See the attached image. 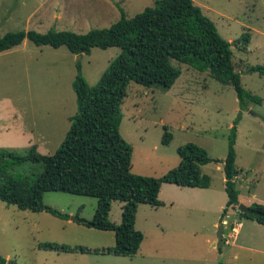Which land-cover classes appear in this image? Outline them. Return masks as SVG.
I'll return each instance as SVG.
<instances>
[{
  "label": "rangeland",
  "instance_id": "obj_1",
  "mask_svg": "<svg viewBox=\"0 0 264 264\" xmlns=\"http://www.w3.org/2000/svg\"><path fill=\"white\" fill-rule=\"evenodd\" d=\"M156 1L159 0H0V35L29 30L42 34L50 30L85 34L111 27L120 20V10L130 19L154 7ZM193 2L215 24L225 41L233 43L247 36V46L231 47L245 106L239 105L233 87L213 79L209 70L200 71L173 61L181 74L170 89L158 85L145 88L134 82L128 85L120 106V135L133 149L132 173L142 176L160 177L165 170L177 167L180 159L176 151L187 143L204 148L211 160L202 169L211 178L212 208L204 211L183 204L139 205L135 229L144 237L140 249L132 257H116L101 253L114 246L112 231L71 220H92L97 204L93 197L45 193L44 205L68 215L64 220L45 211H19L0 201V256L6 264H264L262 254L240 253V261L235 262L236 251L232 247L213 248L227 202L222 162L234 125L236 169L243 170L240 176L247 177L245 187L254 185L252 190L258 187L264 196V74L250 71L264 66V0ZM24 44L22 55L0 56V100H8L2 111L6 113L11 107V127L29 130L37 139L45 135L47 124L50 128L40 151L35 143L10 151L23 155L35 146L38 153L52 155L70 125V119L67 123L64 116L74 115L76 110L71 87L76 65L80 64L87 84L94 87L120 49L94 48L89 55H73L64 46L54 49L36 46L28 40ZM164 127L172 135L168 145L161 141ZM9 172L16 179L26 177L33 181L42 172V165L16 164ZM122 206L119 201L112 203L110 222L121 223ZM44 244L82 247L92 252L40 249Z\"/></svg>",
  "mask_w": 264,
  "mask_h": 264
},
{
  "label": "trees",
  "instance_id": "obj_2",
  "mask_svg": "<svg viewBox=\"0 0 264 264\" xmlns=\"http://www.w3.org/2000/svg\"><path fill=\"white\" fill-rule=\"evenodd\" d=\"M120 12V20L111 27L94 29L85 34L55 30L42 34L29 30L0 35V53L20 46L25 40L36 46L54 49L64 46L73 55H89L94 48L120 49L94 87L87 84L80 64L76 65L77 74L72 82L76 111L70 117L69 129L55 153L42 155L35 146L28 148L23 155L0 149V201L19 211H45L64 220L68 219V215L44 205L45 193L93 197L97 201L95 213L85 225L112 231L115 236L114 246L101 253L132 257L140 249L144 238L135 229L139 205L163 206L158 196L165 183L208 189L211 178L202 173L201 167L211 160L204 148L187 143L176 151L180 159L178 166L162 176L132 173L133 149L120 135V106L126 97L128 85L134 82L145 88L158 85L170 89L181 74L172 65L175 61L200 71L209 70L213 79L223 85H231L239 105L245 106L240 75L235 72L232 63L231 47L240 44L247 46L248 39L242 36L233 43L222 39L215 24L193 0H159L154 7H148L130 19L123 10ZM250 71L263 75L264 66L250 68ZM235 137L234 125L228 139L227 155L222 162L227 202L221 213V222L232 207L239 204ZM171 140V133L164 127L162 144L168 145ZM27 162L42 165V172L35 180L26 177L16 179L9 172L11 166ZM115 201L123 203L119 225L109 221ZM250 208L262 215L240 212L238 215L264 226V205L253 204ZM39 248L65 253L92 252L82 247L70 248L57 244H44ZM0 264H6L1 256Z\"/></svg>",
  "mask_w": 264,
  "mask_h": 264
},
{
  "label": "crops",
  "instance_id": "obj_3",
  "mask_svg": "<svg viewBox=\"0 0 264 264\" xmlns=\"http://www.w3.org/2000/svg\"><path fill=\"white\" fill-rule=\"evenodd\" d=\"M24 43L25 41H23V43L20 46L10 51L0 53V56L13 57V56L22 55L23 53L22 51H24L25 49ZM6 102L8 103L7 99L0 100V149L19 150L21 149L20 147L25 148L26 146L35 143V145L37 146V150L40 151L44 143H46L45 140L47 139L48 136L46 132L47 129L50 128V124L46 125L47 127L46 130L44 128L45 135L42 136L41 139H37L33 137L30 133H28L30 132L29 130L28 132H26L24 128L19 127L18 129L15 127H11L9 121L11 120L10 113L13 112L12 108L10 107L9 109H7V111H5L6 113L2 111L3 107L6 105ZM72 116L73 115L71 113H68V115L64 116L67 123H69V119ZM54 121L55 120H53V122ZM202 167L201 170L202 173H204ZM168 170H165L164 173L168 172ZM241 172L243 173V170L239 171V175L237 177L239 204H243L248 207H250L253 204L264 205V196L259 193L258 187H255L252 190L251 186L249 187L244 186V181L247 179V177L244 175L240 176ZM244 189L246 190L244 191ZM191 196H199V197L197 198ZM158 197L160 201L163 202L164 204L163 206L169 205L171 207H174L175 205L183 204L186 207L208 211L212 208V202L214 200V191L211 190V185L208 189H198V188L178 187L173 184L165 183L162 184ZM234 212H237L236 215H233L232 212H230L227 216V218L230 219V222L227 220V218L221 222V224L224 226V230H223V240H222L223 242L220 248L222 246L232 247L233 250L236 251L235 255L233 256V261L235 260V262L240 261V257H239L240 253L262 254V256H264V226L259 225L258 223H256L251 219L240 217L238 215V211H234ZM65 222L70 223L68 222V220H66ZM235 223L240 224L239 227L237 228V233L235 235H231V237L229 238L230 228ZM225 239L227 240L225 241ZM228 261H231L230 257H228Z\"/></svg>",
  "mask_w": 264,
  "mask_h": 264
},
{
  "label": "water",
  "instance_id": "obj_4",
  "mask_svg": "<svg viewBox=\"0 0 264 264\" xmlns=\"http://www.w3.org/2000/svg\"><path fill=\"white\" fill-rule=\"evenodd\" d=\"M233 211H238L240 213H244L247 215H254V216H261L262 214L258 211L252 210L250 207L245 206L243 204H238L237 206H233L232 207ZM72 221H76L78 223H87L86 221L82 220V219H78L77 217H72L71 218ZM223 230H224V226L220 225L218 227V231H217V243L214 244V247L216 248H220L221 244H222V240H223Z\"/></svg>",
  "mask_w": 264,
  "mask_h": 264
},
{
  "label": "built area",
  "instance_id": "obj_5",
  "mask_svg": "<svg viewBox=\"0 0 264 264\" xmlns=\"http://www.w3.org/2000/svg\"><path fill=\"white\" fill-rule=\"evenodd\" d=\"M225 225H226V223H225ZM239 225L240 224H238V223L233 224V226L230 228V236H229V238L231 237V235H235L237 233V228L239 227ZM226 240L227 239H225V241Z\"/></svg>",
  "mask_w": 264,
  "mask_h": 264
}]
</instances>
